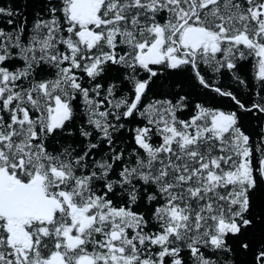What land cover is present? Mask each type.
<instances>
[{"label":"snow or ice","instance_id":"6c2138e0","mask_svg":"<svg viewBox=\"0 0 264 264\" xmlns=\"http://www.w3.org/2000/svg\"><path fill=\"white\" fill-rule=\"evenodd\" d=\"M0 264H264V0H0Z\"/></svg>","mask_w":264,"mask_h":264}]
</instances>
